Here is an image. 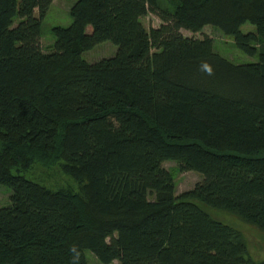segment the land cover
<instances>
[{
	"label": "trees",
	"instance_id": "trees-1",
	"mask_svg": "<svg viewBox=\"0 0 264 264\" xmlns=\"http://www.w3.org/2000/svg\"><path fill=\"white\" fill-rule=\"evenodd\" d=\"M53 2L0 0V264H264L220 219L264 234V0H77L45 53ZM207 26L259 61L182 33ZM167 161L203 179L177 196Z\"/></svg>",
	"mask_w": 264,
	"mask_h": 264
},
{
	"label": "rangeland",
	"instance_id": "rangeland-1",
	"mask_svg": "<svg viewBox=\"0 0 264 264\" xmlns=\"http://www.w3.org/2000/svg\"><path fill=\"white\" fill-rule=\"evenodd\" d=\"M76 1L77 0H54L42 25L41 46L43 52H50L51 47L56 43V38L52 32L53 28L69 27L72 24L73 19L70 15V10ZM141 21L148 31L153 28H160L162 25V21L154 14H149L142 18ZM18 23L19 19L16 20V24ZM241 30L243 33H255L256 27L247 23L243 25ZM87 31L88 33H91L92 28L89 27ZM182 33L184 36L190 38H212L214 41V51L236 65L257 63L259 61V56L251 57L239 50L236 46L234 37L227 36L221 30L212 26H207L198 33H193L187 30H182ZM117 51L118 47L116 45L111 42H104L86 52L84 58L89 63H96L103 59L114 57ZM164 167L174 175L177 196L186 191L192 190L195 185L203 179V175L195 171L181 172L177 162L167 161L164 163ZM11 194L12 191L10 188L0 185V210L11 205ZM222 218L220 219L225 224L234 226L243 234L245 233L244 236L247 240L251 257L258 261H264V234L256 228L251 227L230 215L228 216L224 214L222 215ZM251 250L255 252V254ZM85 253L88 264H103L91 251L86 250ZM112 264L120 263L119 261H114Z\"/></svg>",
	"mask_w": 264,
	"mask_h": 264
},
{
	"label": "clouds",
	"instance_id": "clouds-1",
	"mask_svg": "<svg viewBox=\"0 0 264 264\" xmlns=\"http://www.w3.org/2000/svg\"><path fill=\"white\" fill-rule=\"evenodd\" d=\"M201 70L207 75H214V68L207 62L201 64Z\"/></svg>",
	"mask_w": 264,
	"mask_h": 264
}]
</instances>
